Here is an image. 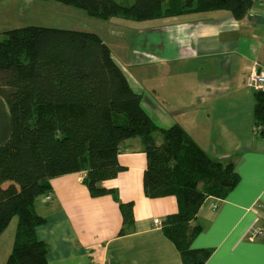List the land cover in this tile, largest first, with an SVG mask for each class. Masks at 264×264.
Returning a JSON list of instances; mask_svg holds the SVG:
<instances>
[{
    "label": "trees",
    "instance_id": "16d2710c",
    "mask_svg": "<svg viewBox=\"0 0 264 264\" xmlns=\"http://www.w3.org/2000/svg\"><path fill=\"white\" fill-rule=\"evenodd\" d=\"M53 1L102 20L150 21L214 10L241 20L256 0ZM5 34L0 41V235L17 217L6 264H48V247L35 233L45 223L35 212V200L51 193L52 179L75 173L85 174L91 197L113 194L101 184L125 170L117 158L131 138L140 139L147 159L145 196L177 200V212L159 227L163 235L182 264H205L213 250L192 248L202 231L195 221L207 198H224L239 183L233 164L210 159L178 125L157 127L98 35L33 26ZM254 98V127L264 135V92L255 91ZM120 211L118 235L123 236L133 225V204L121 203Z\"/></svg>",
    "mask_w": 264,
    "mask_h": 264
},
{
    "label": "crops",
    "instance_id": "0c3cea01",
    "mask_svg": "<svg viewBox=\"0 0 264 264\" xmlns=\"http://www.w3.org/2000/svg\"><path fill=\"white\" fill-rule=\"evenodd\" d=\"M261 7L262 1L256 0L243 19H234L235 31L231 35L223 39L217 35L199 38L206 45L199 48L200 52L215 55L223 68L217 74V85L206 82L207 69L198 80L194 77L195 96L183 110L173 109L170 104L163 106L155 97V89L152 95L143 88L140 79L147 68L134 75L111 52L132 90L141 96L142 109L157 127L180 126L210 159L232 163L240 178L224 198H207L200 207L195 223L202 231L192 248L213 250L205 264H264V135L254 133L255 98L250 105L243 89L236 95L233 94L237 89L228 90L233 77L236 84L238 79L247 85L245 79L250 71L264 68ZM187 54L193 52L184 50L182 56L170 60L183 61ZM174 67L177 66H173L176 71ZM170 69L160 70L157 65L150 68L153 79L160 78V82L170 78ZM180 72L185 77L188 71ZM252 92L254 95L255 91ZM231 103L236 109L228 113ZM178 112L187 113L183 118L187 124L175 115ZM159 137L155 136L158 144ZM117 159L125 170L101 184L113 194L91 197L83 183L85 174L75 173L52 179L50 199L47 195L35 200L36 214L45 219L35 233L48 247V264H182L174 245L161 228L153 225V220L162 223L177 212V200L174 196H145L142 179L147 159L140 139L126 140ZM121 203L133 204V225L123 236L118 235L123 228ZM251 229L262 233L249 240ZM14 234L15 230L9 237L12 242Z\"/></svg>",
    "mask_w": 264,
    "mask_h": 264
},
{
    "label": "rangeland",
    "instance_id": "374dc122",
    "mask_svg": "<svg viewBox=\"0 0 264 264\" xmlns=\"http://www.w3.org/2000/svg\"><path fill=\"white\" fill-rule=\"evenodd\" d=\"M226 17L230 19L227 20ZM232 22L234 17L226 10L188 12L150 21L123 18L102 20L75 6L53 0H0V41L7 31L26 26L96 34L108 45L115 58L128 66L130 73L135 75L139 69L147 68L148 72L143 73L140 79L147 92L150 91L153 95L152 89H155V97L159 98L163 106L170 104L173 109L181 110L195 96V81L206 73L205 69L208 71V77H205L208 85H217V74L219 69L223 68L221 61L214 59L215 55L200 52L199 48H205L206 45L199 42V38L217 35L223 39L225 35H231L235 31ZM184 50L192 51L193 54H187L183 61L170 60L182 56ZM231 61L233 62V59ZM155 65L159 66L160 70L163 67H171L170 78L162 82L160 78L153 79V71L150 68ZM173 66H177L174 67L176 71ZM181 69L188 71L185 77L180 72ZM191 69L194 72H191ZM233 89H237L233 95L243 89L242 93L247 96L250 105H253V90L241 84L238 79L236 84L234 77L228 90ZM216 93L219 95L218 91ZM228 106V113L236 109L232 103ZM175 115L187 124V120H183L187 113L178 112ZM159 138L161 140V136ZM16 225L17 217H14L3 235H0V264H6L11 252L13 242L9 237L12 236Z\"/></svg>",
    "mask_w": 264,
    "mask_h": 264
},
{
    "label": "built area",
    "instance_id": "2783aa9c",
    "mask_svg": "<svg viewBox=\"0 0 264 264\" xmlns=\"http://www.w3.org/2000/svg\"><path fill=\"white\" fill-rule=\"evenodd\" d=\"M261 17L264 21V0H262V7L260 10ZM246 84L250 89L256 92H264V68H254L250 71L249 75L245 80ZM259 127L254 128V133H257ZM47 199H50V195L47 196ZM153 225L157 228L161 226V222L157 219L153 220ZM261 230L251 229L248 231L249 240H253L261 235Z\"/></svg>",
    "mask_w": 264,
    "mask_h": 264
}]
</instances>
